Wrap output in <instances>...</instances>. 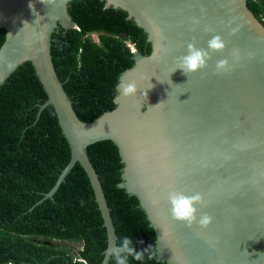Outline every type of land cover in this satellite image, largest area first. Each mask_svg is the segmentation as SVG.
Here are the masks:
<instances>
[{
	"label": "water",
	"instance_id": "95a60500",
	"mask_svg": "<svg viewBox=\"0 0 264 264\" xmlns=\"http://www.w3.org/2000/svg\"><path fill=\"white\" fill-rule=\"evenodd\" d=\"M73 0H0V86L30 62L70 148V160L38 202L52 199L78 163L86 173L106 230L100 264L117 235L87 147L112 140L124 164L119 187L138 197L166 264H264V25L246 0H105L144 30L148 55L118 79L115 108L90 122L78 118L55 71L51 35L76 28ZM219 35L225 49L212 52ZM209 51L207 67L179 69L188 45ZM227 59L230 71L217 72ZM136 86L125 96L123 88ZM163 102V103H162ZM145 108V110H143ZM199 195L191 227L173 219L170 198ZM203 214L212 220L199 226Z\"/></svg>",
	"mask_w": 264,
	"mask_h": 264
},
{
	"label": "trees",
	"instance_id": "16d2710c",
	"mask_svg": "<svg viewBox=\"0 0 264 264\" xmlns=\"http://www.w3.org/2000/svg\"><path fill=\"white\" fill-rule=\"evenodd\" d=\"M105 4L71 1L68 12L76 28L59 26L51 35L55 71L78 118L85 122L115 108L119 76L135 61L126 42L139 52H151L146 33L128 12ZM246 4L264 25V0ZM92 33L97 41L89 38ZM4 40L5 30L0 29V47ZM46 100L30 62L0 86V264H100L106 230L78 163L53 198L38 203L70 160L69 144L52 106L38 115ZM87 155L110 209L116 245L128 237L137 252L147 250L140 261L129 257V264H166L158 260L157 237L138 197L119 187L124 164L117 145L98 141L87 147ZM67 243L80 247L71 252ZM107 264H115V259L111 256Z\"/></svg>",
	"mask_w": 264,
	"mask_h": 264
},
{
	"label": "clouds",
	"instance_id": "9594fccd",
	"mask_svg": "<svg viewBox=\"0 0 264 264\" xmlns=\"http://www.w3.org/2000/svg\"><path fill=\"white\" fill-rule=\"evenodd\" d=\"M225 47V42L219 35L213 36L208 42V49L212 52L223 51ZM128 48L133 54L137 52L140 54L142 53L135 48L134 44L132 46L128 45ZM209 59H211L209 51L196 49L194 45L189 44L188 54L180 58L179 69L182 70V72L186 75L188 73H196L207 67V61ZM216 69L217 72L230 71L228 60L222 59L217 61ZM135 92L136 86L134 84H129L123 88V93L125 96L134 94ZM170 202L172 205V216L174 220L183 222L188 227H191L193 223L196 222V208L194 205L201 202V197L199 195L194 197L173 196L170 198ZM211 220L212 218L209 215L203 214L199 219V226L201 228H207L210 225ZM146 251L137 252L133 247L132 238L125 237L118 246L109 250V255L115 259V264H129V257L140 261L143 259L144 253ZM121 253H126V255H120Z\"/></svg>",
	"mask_w": 264,
	"mask_h": 264
},
{
	"label": "rangeland",
	"instance_id": "374dc122",
	"mask_svg": "<svg viewBox=\"0 0 264 264\" xmlns=\"http://www.w3.org/2000/svg\"><path fill=\"white\" fill-rule=\"evenodd\" d=\"M97 34L96 33H92L89 35V38L93 41H97ZM126 45L128 46H132L133 44L130 43L129 41L126 42ZM143 54V53H142ZM67 247L71 248V252H74L76 251L77 248H79L80 246L77 244V243H67L65 244Z\"/></svg>",
	"mask_w": 264,
	"mask_h": 264
},
{
	"label": "bare ground",
	"instance_id": "6f19581e",
	"mask_svg": "<svg viewBox=\"0 0 264 264\" xmlns=\"http://www.w3.org/2000/svg\"><path fill=\"white\" fill-rule=\"evenodd\" d=\"M141 55H145V54L144 53L143 54L141 53Z\"/></svg>",
	"mask_w": 264,
	"mask_h": 264
}]
</instances>
